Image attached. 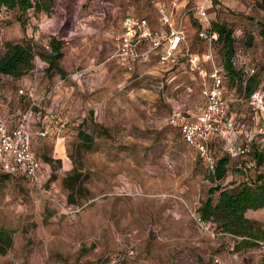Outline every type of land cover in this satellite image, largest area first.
Masks as SVG:
<instances>
[{
  "label": "rangeland",
  "instance_id": "374dc122",
  "mask_svg": "<svg viewBox=\"0 0 264 264\" xmlns=\"http://www.w3.org/2000/svg\"><path fill=\"white\" fill-rule=\"evenodd\" d=\"M158 1L163 0H52L46 11L0 10V56L8 42L27 43L39 59L33 58L23 77L0 79V118L15 121L27 107L20 89L36 86L43 97L56 86L42 100L48 134L33 140L44 164L41 190L0 171V231L11 239L0 264H264L263 249L238 248L237 240L209 234L193 218L212 185L209 172L168 119L173 101L188 100L186 115L199 112V89L187 97L180 79L161 71L156 59L131 74L112 59L124 18L156 23ZM259 1L211 0L209 10L213 23L231 30L234 49L258 68L244 92L224 78L233 118L252 132L264 126V114L248 104L251 93L264 92V40L255 24L263 17ZM233 2L246 9L236 10ZM190 8L181 13L190 51L204 53L208 45L197 39ZM56 35L63 41L62 74L47 71L49 42ZM220 48L211 45L219 66ZM77 73L80 79L71 80ZM225 150L222 139L210 144L215 161ZM251 160L252 155L231 158L221 183L263 176V165L244 166ZM245 216L264 232V208Z\"/></svg>",
  "mask_w": 264,
  "mask_h": 264
},
{
  "label": "built area",
  "instance_id": "2783aa9c",
  "mask_svg": "<svg viewBox=\"0 0 264 264\" xmlns=\"http://www.w3.org/2000/svg\"><path fill=\"white\" fill-rule=\"evenodd\" d=\"M210 2L202 0L190 8L199 25L197 39L208 45L206 52L190 51L182 25L184 14L179 12L177 3L170 0L167 5H159L156 28L151 27L145 17L124 18L112 59L128 74L134 73L138 66L156 59L161 71L175 73L172 80L188 74H196L201 79L200 95L204 100L202 110L195 116L186 115L183 112L184 104L173 101V113L168 122L179 127L182 141L203 158L208 172L212 174L216 161L210 152V144L214 140L224 141L226 154L230 158L246 157L251 153L254 140L257 137L264 139V126L253 132L247 131L243 125L240 126V122H236L233 115H229L223 70L216 63V55L211 49L218 35L211 30L212 19L207 7ZM233 64L245 79L255 73V65L242 51L236 52ZM159 89H162V85ZM18 94L27 98L28 106L11 126L0 119V170L3 173L24 175L31 188L40 191L41 164L32 151V139L44 133L34 134L31 131L33 108L38 101H33L32 96L22 89ZM236 101L241 102V99ZM248 104L253 110L264 114V92L258 90L251 93ZM260 148L264 151V143ZM244 166L256 168V163L251 160ZM193 218L207 233H213L210 223L198 220L196 214H193ZM257 248L264 250V240L258 242Z\"/></svg>",
  "mask_w": 264,
  "mask_h": 264
},
{
  "label": "trees",
  "instance_id": "16d2710c",
  "mask_svg": "<svg viewBox=\"0 0 264 264\" xmlns=\"http://www.w3.org/2000/svg\"><path fill=\"white\" fill-rule=\"evenodd\" d=\"M50 1L52 0H0V10L3 8L17 10L21 14L30 10L46 11L48 10L47 2ZM258 6L263 11V17L257 20L255 24L259 37L264 40V0H260ZM211 30L218 35L216 43L221 47L219 52L223 77H229L235 81L240 91L244 92L248 81L257 74V66L255 65V73L245 79L241 71L233 64L237 50L234 49V39L231 30L218 22L211 23ZM62 46L63 41L59 39L58 35L49 42L50 51L47 57V71L55 69L58 74L63 73L58 67ZM33 58L34 53L27 43H6L5 51L0 56V79L2 77L12 79L23 77L32 69ZM229 115H233L231 107ZM81 134L84 138L89 139L88 135ZM260 139L262 138L257 137L253 143L260 144ZM250 155L253 156L257 166L264 164V151L260 147L252 146ZM230 159L225 153L216 161L214 173H209L212 185L207 191V197L200 202L196 210V217L202 222L210 223L214 234L228 235L237 240L238 248H257L258 242L264 240V232L256 221L246 218L245 213L249 210L256 211L264 208V176L257 175L249 181L231 182L223 185L221 182L225 179ZM43 170L44 164L42 163L40 167L41 176L43 175ZM5 174L21 176L29 184L24 175ZM215 194L217 197L214 201L213 196ZM10 245V237L0 231V255H4Z\"/></svg>",
  "mask_w": 264,
  "mask_h": 264
},
{
  "label": "crops",
  "instance_id": "0c3cea01",
  "mask_svg": "<svg viewBox=\"0 0 264 264\" xmlns=\"http://www.w3.org/2000/svg\"><path fill=\"white\" fill-rule=\"evenodd\" d=\"M169 1L170 0H163L161 2L158 1V3L156 4L157 10H158L159 5H162V4L167 5ZM174 1L177 3L179 12L182 13L183 10L186 9L187 7H189V6L192 7V6L200 3L202 0H174ZM218 6H216V7H218ZM232 6H234L236 8V10H238V11H244L246 9L244 4L239 3V2H233ZM207 7H208V15L210 17L209 10L214 8V6L212 5V2L208 3ZM192 17H193V14H192ZM193 20H195L194 17H193ZM149 23H150L151 27L156 28L158 26V19H157L156 23H151L150 21H149ZM182 25L185 29V34H186L188 46H189V48H191V40L189 37V27H188V22L186 19L182 20ZM198 29H199V25L197 24V31H198ZM118 39H119V37H118ZM118 39H117V42H118ZM200 42H202V41H200ZM192 52H194V51H192ZM34 59H35V61L39 62V59L36 56L34 57ZM41 64H44V63L41 62ZM80 76H81V74L77 73L76 75H73L70 79L71 80H76V79L79 80ZM176 79H178V80L180 79V82L182 83V85H184V89L187 92V97H190V94H193L197 90V88L199 89V93H200L201 79L196 74H188V75H185L183 77H176ZM55 91H56V86L52 89H49V91H48V93H46V95L43 94L44 96H47V97H44V96L41 97L39 95V93L37 92L36 86H31V87L27 88V90H26V92L32 96L33 101H38L33 108V113H32V118H31V124H32L31 131L34 134L37 132H43L44 133L43 136H36L35 135L36 138H38V139L44 138L48 134L47 129L45 127H43L44 121H42V110L45 109L43 107V104H45V103L42 102V100H49L53 96ZM40 99H42V100H40ZM187 101L188 100L185 101L184 106H187V104H188V106H190L189 102L187 103ZM203 105H204V100H203ZM202 108H201V110H202ZM199 112H197L196 114L188 112L187 114L190 116H195ZM2 120H4V119H2ZM4 121L7 122L8 125H10V126L14 123V121H11L8 119H5ZM37 124H42V126H39L36 128ZM33 140H34V137L32 139V145H33ZM32 150H33V153L36 155V153L34 152L33 146H32ZM53 154H56L55 149L53 150ZM36 157L39 159L40 164H42L43 163L42 160L37 155H36Z\"/></svg>",
  "mask_w": 264,
  "mask_h": 264
}]
</instances>
